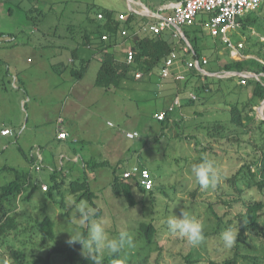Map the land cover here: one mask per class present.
<instances>
[{"label": "rangeland", "instance_id": "obj_1", "mask_svg": "<svg viewBox=\"0 0 264 264\" xmlns=\"http://www.w3.org/2000/svg\"><path fill=\"white\" fill-rule=\"evenodd\" d=\"M33 1L37 10L31 11V0H0V185L14 180L18 173L32 176L29 178L31 183L35 177H40L53 184L50 174L57 170L58 177L66 183L61 188L64 206L41 189L34 190L27 201L14 200L11 213L16 215L18 226L6 236L5 244H0V264H16L7 245L25 253V264H47L44 260L56 246L74 247L79 257H85L79 243L72 246L66 243L69 233L85 231L72 216L73 203L80 201L87 202L96 213L100 211L95 219L103 224L110 238L122 230L131 235L132 245L115 256L104 255L111 263L187 264L189 261V264H207L210 258L226 257L230 250L224 246L220 234L227 229V224L237 229L239 211L238 203L229 200L234 190L228 178L241 167L243 154L251 151L245 144L240 149L236 144L232 146L226 136L234 134L238 128L232 124V105L244 108L252 96L253 85L240 86L236 78L211 82V79L196 74L193 77L195 85L207 80L211 85L210 91L204 93L193 84L185 88L183 80L176 84L173 79L160 78V83H153L156 74L145 73L140 79H123L119 86L105 89L95 84L102 63L96 57H90L82 81L72 85L77 80L71 76L68 58L71 49L83 41L84 21L88 16L95 17L100 9L126 13L128 0ZM142 1L151 5L161 0ZM90 7L93 9L89 10ZM255 13L261 18L264 29V3L259 10L247 14ZM241 25L231 32L232 36L235 34L236 41H242L252 56L262 58L255 51L259 47L255 41L257 37L264 41V34L254 27L243 31ZM200 27H203L204 36H201ZM183 30L191 42L196 34L207 49L218 41L209 34L207 24L185 26ZM130 38L124 39V50L126 45L132 46ZM225 50L218 49V52ZM111 51L117 59L120 56L123 59L120 48L112 47ZM204 55L209 63L212 62L211 55L205 52ZM59 62L67 66V75L72 78L61 76L56 66ZM176 67L185 71L179 63L175 64L174 71ZM189 73L192 74L186 72L185 80ZM14 76L19 79L17 85H14ZM29 82L31 87L27 85ZM170 88L167 94L166 90ZM178 92L183 100H189L190 93L199 99L184 105L181 113L176 110L170 126L162 129L155 113L166 109L174 93ZM252 115L255 120L246 122L244 127L248 128V138L264 153V123ZM173 119L179 122L177 126ZM216 123L220 124V129L211 128ZM60 124L77 141L64 147L65 142L56 140ZM3 127L9 128L11 134L2 135ZM208 128L212 129V134L217 136L218 133L217 139L221 143L213 141ZM226 128L231 129L220 138ZM132 130H137L140 136L127 137L126 132ZM37 148L44 157L39 171L31 157V152L36 153ZM74 155L79 156L80 163L95 164V167L82 168L95 193L92 201L79 200L80 193L73 194L69 190L70 180L84 177L82 170L69 173V167L77 164L69 160ZM205 155L221 174V181L215 188L200 187L191 174L192 165ZM119 160L126 167L141 162L152 171L156 187L153 198L146 195L141 200V194L134 189L137 202L129 205L124 195L113 191V169ZM102 161L106 164H100ZM256 170L255 165L251 166L252 172L245 168L236 178L237 185L254 186L252 173ZM180 209L204 225L205 239L198 247L191 246L185 238L172 234L167 228V218L179 215ZM45 216L55 220L54 238L44 235L38 226ZM141 223L155 225L157 232L153 243H149L141 231ZM261 224L264 227V220ZM240 251L249 255V260L242 259L240 264H264L263 237L248 233ZM50 261L51 264H70L66 254L61 253H52Z\"/></svg>", "mask_w": 264, "mask_h": 264}, {"label": "trees", "instance_id": "obj_2", "mask_svg": "<svg viewBox=\"0 0 264 264\" xmlns=\"http://www.w3.org/2000/svg\"><path fill=\"white\" fill-rule=\"evenodd\" d=\"M92 9V7L89 8V10ZM30 10H37V8H35V5H33ZM97 12H103L104 17L99 19L97 17V13L95 17L88 16L86 18V20L84 21L86 22V24L83 25L85 33L83 34V41L81 42V44L86 47L97 44L95 47L102 52V63L97 73L95 81V84L97 86L105 89H108L110 86H119L123 79H136L135 73L138 70L142 71L144 74H160L161 67L163 65V60L170 54L174 47V40H172L167 35L148 34L147 36H141L139 38L132 37L131 39L133 42L131 47L135 53V63L133 65H126L125 63H123L121 56L119 57L120 59H117L116 54L107 51L110 47H114L115 44H117L118 30L122 26V23L115 19V11L112 9H100ZM203 15L204 14L199 15L200 18H197L196 23L193 26L197 24H200V26H204V24H206L209 15L207 14V17ZM239 20L242 23L241 27L243 31H247L248 28L254 27L260 33L264 34L261 18L256 13L254 15L246 14ZM132 21L133 19L132 17H130L127 22H125V26L129 29L134 30L136 26L135 24L138 21ZM200 29L201 30L199 31L200 33H202L201 36H204L203 27H200ZM194 33H196V30L194 31ZM104 34L109 35V38L107 40L102 39V36ZM232 38L233 40H237L235 34L234 36H232ZM217 39V43H215V45H212V47L208 49L205 48L204 42L199 41V38L196 34H194V41H190L196 56H201L205 52L213 57L212 62L207 65V67H209L211 70H249L257 73H264V63L254 57L243 58L239 60L230 57L229 50L226 47V43H224L223 40L219 37ZM255 42L259 45V47L255 49V51H257L262 56V58L260 59L264 61V41H261L260 37H257ZM222 48H225L227 50L219 53L218 49L221 50ZM243 51L246 54L250 53V49H247V47H245ZM73 54H75V51H73ZM190 54L193 53L190 52ZM84 70L85 67L79 69L75 68L73 70V74L76 77H80ZM194 75L196 74L189 73L187 79L183 80L184 87L188 88L189 85L193 84L194 86H196V88L199 87L200 89H202L203 92L205 90L210 91L211 85H209L210 83L208 82V80L204 81L201 85L198 84L199 86L195 85L193 79ZM206 78L211 79L209 80L211 82H214V80L224 79L213 77ZM249 84L253 85L252 96L250 100L244 104V108L242 109H240L237 104H233L230 111L232 115V124L233 126L235 125L236 128L238 127V130L234 128L236 129L234 134L226 136L227 139L232 141V146H234L233 144H236L238 149H240L243 144H245L246 147L251 148V151H246L245 155L243 154V163L241 167L234 173V175L228 178V182L234 190L229 200L230 202H237L239 206V211L237 213V242L233 247L229 248L230 252L226 257L220 259L210 258L207 264H240L242 259L249 260V255H244L240 251V248L243 244V241L246 239L247 234L254 233L257 236H261L264 238V227L261 224V220H264V153H261V151H259L258 149V145L250 138H248V128L244 127L246 125V122H252L255 120L251 112L253 111V107L260 103L264 98V87L261 85V83L254 80L249 81L247 85ZM175 94L177 93H174V96ZM180 101L181 102L179 107H174L173 109H170V106L173 102L172 100V102L169 103L166 109L159 110L155 113L156 118V115L158 113L165 112V117L163 119L156 118L161 124L162 129H167L170 126L171 117L173 116L176 110H181L184 105L191 104L196 100L191 99L189 95V100H183V98L181 97ZM172 122L176 123L175 126H177V124L179 123L177 119H173ZM260 122L264 123V120H260ZM220 127V124L216 123L211 128L220 129ZM211 128H208L207 132H209V135L213 137L214 142H220L219 139H217L218 133L217 136L212 134ZM229 129L226 128L224 130V136H220V138L225 137V133ZM243 136H245L246 138L244 139ZM32 161L34 163V158H32ZM199 162H201V159L197 161V163ZM138 163H140L142 166H146L141 162ZM100 164L104 165L106 164V162L102 161ZM253 165L257 167L256 172L252 173V176L254 177V186L248 185L247 188H243L237 185L236 178H238V176L245 168L252 172L251 166ZM85 166L88 168L91 166L95 167V164L90 166L85 161ZM123 168L126 169L127 167L118 164L113 169L112 188L116 194L124 195L129 205H135L137 202V199L134 196V189H136L141 194V200L144 199L146 195H149L152 198L154 197V192L156 189L155 184L151 190H146L137 182L135 183L132 180L123 179L121 177V172ZM50 176L54 182L53 184L48 185V189L45 192L52 200H55L63 207L64 199L61 188L65 181L64 179H60V176L58 177L57 170L52 171ZM25 177L26 173H18L14 180L0 185V244H5L6 236L9 234V232L15 230L18 226L16 215L11 213V203L18 198H22L23 201H27L32 196L33 192H31V190H29L30 192H28L27 188L29 186H33L34 189L37 188L38 185H40L41 187L40 181L36 182L35 180L33 183H31L28 180L25 181ZM68 187L71 193H80V195L78 196L79 200L88 199L92 201L95 196V193L91 189L90 181L87 174H84L83 179L78 178L70 180L68 183ZM96 214H100V211L98 210ZM38 226L42 230L44 235L49 236L50 238L55 237V220L51 216H45L43 220L38 223ZM229 227L230 226H228L227 224L226 228ZM140 229L146 236L148 242L153 243L157 232L155 225L153 223H141ZM6 248L10 257L15 261L16 264H25L24 260L26 258V255L21 249H15L11 245H7ZM52 253L66 254V259L70 264H92L91 260L86 256L79 257L74 247L61 246H56L53 248L47 259L44 260L45 263L51 264L50 256L52 255ZM39 259L42 260L41 257ZM103 264L113 263H111L109 259L104 258ZM187 264H189V261H187Z\"/></svg>", "mask_w": 264, "mask_h": 264}, {"label": "built area", "instance_id": "obj_3", "mask_svg": "<svg viewBox=\"0 0 264 264\" xmlns=\"http://www.w3.org/2000/svg\"><path fill=\"white\" fill-rule=\"evenodd\" d=\"M153 1V0H151ZM264 0H166L158 4H145L142 0H128V12H120L115 14L114 17L122 26L118 30V40L115 44V48H119L121 44H124V39L128 37L139 38L141 36L152 35H167L172 40L176 41V45L182 44L178 47L174 45L170 54L163 60L160 76L162 79H175L176 81H182L186 78V72L190 71L195 74H200L205 77L213 78H236L238 84L247 85L249 81L254 80L264 87V73H257L254 71H236V70H219L210 71L206 68L209 60L206 56H196L193 50L191 42L188 40L183 27L193 26L196 23L197 18L201 13L209 15L207 19V25L209 32L213 37H219L226 43V47L229 50L230 57L234 59H243L254 57L244 53L245 45L243 42H236L231 37V31L235 30L241 25L240 18L244 17L247 13L259 9ZM97 17L99 19L104 17L103 12H98ZM132 17L133 21H138L134 30L125 26V22ZM136 20V21H135ZM109 38L108 34L102 36L103 40ZM131 38L129 40H131ZM123 54V63L126 65H133L135 63V53L131 45L120 49ZM193 53V54H190ZM190 54V55H189ZM259 61L264 63L260 58ZM179 63L184 67L185 71L180 70L174 66ZM144 76L142 71H136V79H140ZM191 99L198 100L199 96L194 93L189 94ZM181 97L179 95L174 96L170 109L180 106ZM256 118L264 120V98L260 103L253 107V113ZM165 112H160L156 115V118L163 119ZM112 124V123H110ZM1 134H11L9 128L1 130ZM127 137L137 138L140 133L137 130L127 131ZM68 133L64 130L59 131L58 138L66 139ZM34 161V167L36 170L42 169V158L38 153ZM123 179L132 180L137 182L140 186L146 190H151L154 187L155 180L148 167L142 166L140 163H134L126 169L123 168L121 172ZM39 182V180H36ZM41 189L46 191L48 185L41 182Z\"/></svg>", "mask_w": 264, "mask_h": 264}, {"label": "clouds", "instance_id": "obj_4", "mask_svg": "<svg viewBox=\"0 0 264 264\" xmlns=\"http://www.w3.org/2000/svg\"><path fill=\"white\" fill-rule=\"evenodd\" d=\"M191 174L199 186L205 189L215 188L221 181L219 169L206 155L202 156L201 162L192 165ZM72 207V216L78 225L85 227V231L69 233L66 243L69 246L79 243L82 254L89 258L92 264H103L105 254L115 256L126 246L132 245V237L126 230H122L116 237L110 238L103 224L95 219L96 209L90 207L87 202L73 203ZM166 225L172 234L185 238L193 247H198L205 239L204 225L193 219L184 209H180L179 215L174 214L167 218ZM237 237L238 230L232 227L225 229L220 234V239L226 248L233 247L237 242ZM113 264L116 262L114 261Z\"/></svg>", "mask_w": 264, "mask_h": 264}, {"label": "crops", "instance_id": "obj_5", "mask_svg": "<svg viewBox=\"0 0 264 264\" xmlns=\"http://www.w3.org/2000/svg\"><path fill=\"white\" fill-rule=\"evenodd\" d=\"M32 2H31V5L33 6V5H35V1H33V0H31ZM162 1H166V0H161L160 2H162ZM160 2H153V4H158V3H160ZM115 14H116V12H115ZM207 22V21H206ZM207 24V23H206ZM236 30V29H235ZM235 30H233V31H235ZM232 32V31H231ZM210 34V33H209ZM233 34H234V32H233ZM211 35V34H210ZM230 35H231V37H232V34L230 33ZM213 37V36H212ZM215 38V37H214ZM234 41H236V40H234ZM236 42H242V41H236ZM95 45L96 44H94L93 46L95 47ZM123 45L124 44H121L120 45V49H122V48H124L123 47ZM173 45H176V41H174V44ZM178 45V44H177ZM176 45V46H177ZM113 47V46H112ZM112 47H110V51L109 52H111V53H114L115 54V52H113V51H111V49H112ZM126 47H127V45H126ZM115 48V47H114ZM118 48V49H119ZM73 51H75V54H73ZM70 53H71V55H70V57L68 58V63H69V67L71 68L70 69V72H71V76H75L74 74H73V70L76 68V69H79V68H82V67H85V70L83 71V73L80 75V77H76L75 76V78H76V83H75V81L72 83V85H77V84H79L81 81H82V79L85 77V75H86V71H87V69H88V64L90 63L89 61L91 60V58L90 57H93V58H99L101 61H102V52L99 50V49H94V48H92L91 46H88V48L86 47V46H84V45H82V44H80V45H78V46H76V47H74V48H72L71 49V51H70ZM248 55H252V54H250V53H247ZM74 55H76V56H74ZM204 55V54H203ZM205 56V55H204ZM208 64H209V62H208ZM207 64V65H208ZM207 65H206V68L208 69V70H210V71H219V70H222V69H217V70H211L209 67H207ZM57 66V70L58 71H60L61 72V76L63 77V78H72L70 75H67L68 73H67V70H66V68H67V66L66 65H63V64H61L60 62H59V64H57L56 65ZM181 70V69H180ZM67 76H69V77H67ZM153 76V75H152ZM161 78V76H160V74L158 73V74H156V75H154V80L152 79V81L151 82H155V83H160V79ZM151 79V78H150ZM162 79V78H161ZM14 80H15V84L14 85H17V81H18V83H19V79L16 77V76H14ZM173 80H175V79H173ZM236 80V79H235ZM237 81V80H236ZM150 82V81H149ZM174 82H176V84H178L177 83V81L175 80ZM238 83V82H237ZM29 87H31V82H29L28 84H27ZM240 85V84H239ZM25 86V85H24ZM240 86H243V85H240ZM113 86H110L108 89H110V88H112ZM168 87V86H167ZM178 87H180V85L178 86ZM172 88H170V89H168V90H166V92H167V94L170 92V90H171ZM25 92H27V90H26V88H25ZM209 91L207 90H205L204 91V93H208ZM176 95H179L180 96V93L178 92L177 94H175V96ZM174 96V95H173ZM181 97V96H180ZM82 99H84V97L82 98ZM179 111H181L180 109H179ZM35 126H38V124H36L35 123ZM4 128H7V127H3V129ZM58 129H59V131H61V130H64V131H66L67 133H68V137L66 138V139H60V138H58V135H57V137H55V139L56 140H59V141H62V142H65V143H67V144H63V146L64 147H66L67 145H68V143H70L71 141H77V140H75V138H71V133L66 129V128H64V126H63V124H60L59 126H58ZM58 131V132H59ZM3 135V134H2ZM4 136H7V135H4ZM34 151H32L31 152V157H32V155L33 156H37L38 155V153L41 155V158H42V162L44 161V157H43V155H42V151L39 149V148H37V152L36 153H33ZM65 156V155H64ZM69 159V158H68ZM70 161H73V162H76L77 164H75V163H73V165H71L70 167H69V173H75L76 171H77V169H78V171L79 170H82L83 172H84V174H87V172H86V170L84 169H82V168H85L86 166H85V162L84 161H82L81 163H80V161H79V156L78 155H74V158L73 159H69ZM119 162V164H120V162H121V160H119L118 161ZM117 162V163H118ZM76 166H78V168L76 167ZM84 166V167H83ZM52 168H54V167H52ZM78 171H77V173H78ZM81 171V172H82ZM80 172V171H79ZM87 176H88V174H87ZM29 178H32V176H30L29 174H26V177L24 178V180L26 181V180H28L29 181ZM35 180H39V181H41V182H43V183H45V184H47V185H49V183L47 182V181H45V180H43V179H41L40 177H35V179H34V181ZM33 181V182H34ZM89 181H90V179H89ZM36 189H41V187H40V185H38L37 186V188H33V186H29L28 188H27V190H28V192H30L29 190H31V192L32 191H34V190H36ZM43 191V190H42ZM45 192V191H44Z\"/></svg>", "mask_w": 264, "mask_h": 264}]
</instances>
